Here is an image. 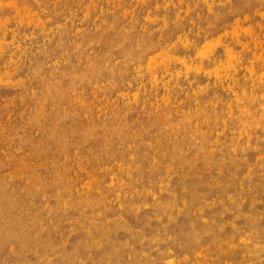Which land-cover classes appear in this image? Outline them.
Returning <instances> with one entry per match:
<instances>
[{
  "label": "rangeland",
  "instance_id": "obj_1",
  "mask_svg": "<svg viewBox=\"0 0 264 264\" xmlns=\"http://www.w3.org/2000/svg\"><path fill=\"white\" fill-rule=\"evenodd\" d=\"M210 7L203 0L0 3V75L8 81L0 84V264H40L52 247L78 248L96 233L113 245L147 235L159 245L153 264H163L169 248L185 264L202 247L212 264H253L247 249L228 251L223 242L240 243L249 232L264 241V0L236 13L248 20L219 6L213 16ZM108 82L105 99L114 105L129 82L146 90L141 103L157 115L151 134L171 163L145 175L142 155L128 160L118 140L94 138L75 98L96 105ZM125 111L146 119L135 106ZM137 165V200L149 207L119 214L105 185ZM85 181L90 190L77 192Z\"/></svg>",
  "mask_w": 264,
  "mask_h": 264
},
{
  "label": "clouds",
  "instance_id": "obj_2",
  "mask_svg": "<svg viewBox=\"0 0 264 264\" xmlns=\"http://www.w3.org/2000/svg\"><path fill=\"white\" fill-rule=\"evenodd\" d=\"M2 2L3 0H0V3ZM37 2L39 3L40 0H37ZM251 2L252 0H242L243 7L237 8L234 0H203L204 4L213 6L209 8V12L213 16L216 15L215 6L236 15L237 12L243 13ZM261 15H264V12ZM236 19L248 20L249 17L246 14L243 16L236 15ZM196 35H199V33H196ZM227 35L231 36V32ZM237 43L243 45L244 41L237 38ZM243 50V47L239 49L240 52H243ZM141 75L142 71L138 70L137 76ZM6 83L8 81L5 80L3 75H0V84L4 85ZM111 87V82L99 87V93H102V95L98 94L96 105H91L86 97L77 96L75 98L77 106L85 114V120L90 121L88 127L95 129L94 138L100 137L108 142L118 140L128 160L135 161L138 156L142 155L145 160L143 169L145 175L149 170L154 171L162 168L166 163H171L172 161L168 159L169 153L162 150L157 138L151 134L154 130L157 115L154 106H150L148 102L141 103V98L146 95V90L139 87L133 88L132 82H129L127 89H124L123 92L118 91L119 104L114 105L108 99H105L106 96L110 95L108 90ZM90 105L95 109L94 111L90 110ZM133 106L145 113V120L137 122L128 118V113L125 110H132ZM148 113H152V116L148 117ZM137 149L141 151L138 153ZM138 167V165L136 168L126 166L120 169V175L113 177L105 185L119 214L128 215L135 210V213L139 215L144 208L149 207L143 201L137 200L138 196L143 195L138 185V178L141 175V172L137 171ZM86 183L88 181L81 183L76 191L87 193L90 189L85 187ZM93 187H95L94 183ZM95 211L97 216H101L103 209L98 207ZM129 218L135 220V216ZM92 230L96 232L94 226ZM18 243L19 240L16 236L10 239V253L17 252ZM223 243L228 245V251L233 248L247 249V254L253 257V264H264V241L257 240L251 232L246 233L240 243H236L234 240L224 241ZM158 247L156 241H149L148 236L143 233H138L134 241L128 240L127 243L119 245H113L109 239L100 233H96L83 241L81 247L69 250V244L65 242L40 255L39 260L40 264H55L58 259L63 260L65 264H153L155 258L152 253ZM210 254V248L202 247L197 253L196 259L186 256L184 262L185 264H189V262L190 264H212ZM160 259L163 264H179L178 258L171 248L167 250V254H162Z\"/></svg>",
  "mask_w": 264,
  "mask_h": 264
}]
</instances>
